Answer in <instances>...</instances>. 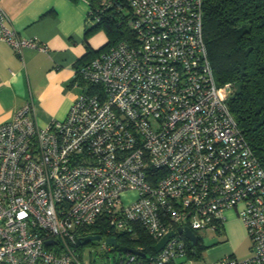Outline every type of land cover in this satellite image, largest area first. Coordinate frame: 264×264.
I'll return each mask as SVG.
<instances>
[{
  "label": "built area",
  "instance_id": "1",
  "mask_svg": "<svg viewBox=\"0 0 264 264\" xmlns=\"http://www.w3.org/2000/svg\"><path fill=\"white\" fill-rule=\"evenodd\" d=\"M84 1L85 24L115 9L131 35L75 69L82 90L63 118L41 124L26 101L0 123V264H96L82 255L94 241L119 252L116 264L200 257L199 237L192 243L178 227L221 232L233 208L249 255L203 264H264V166L221 93L230 84L215 81L203 0ZM0 41L17 53L46 49L21 36L1 6ZM138 227L154 243L173 235L153 253L106 240ZM89 234L101 237L82 243Z\"/></svg>",
  "mask_w": 264,
  "mask_h": 264
},
{
  "label": "crops",
  "instance_id": "2",
  "mask_svg": "<svg viewBox=\"0 0 264 264\" xmlns=\"http://www.w3.org/2000/svg\"><path fill=\"white\" fill-rule=\"evenodd\" d=\"M0 6L21 36L46 45L17 53L0 41V123L26 101L41 124L63 118L82 90L75 84L76 66L89 49L106 42L105 32L86 28L84 0H0Z\"/></svg>",
  "mask_w": 264,
  "mask_h": 264
},
{
  "label": "trees",
  "instance_id": "3",
  "mask_svg": "<svg viewBox=\"0 0 264 264\" xmlns=\"http://www.w3.org/2000/svg\"><path fill=\"white\" fill-rule=\"evenodd\" d=\"M119 15L109 10L96 23L86 24L91 31L102 29L107 40L89 49L83 61L131 35L129 22ZM203 35L215 81L218 86L230 84V110L264 166V0H203ZM91 230L105 232L106 227ZM115 238L153 253L154 240L141 227L133 237L117 233ZM202 248L203 244L197 245L198 252Z\"/></svg>",
  "mask_w": 264,
  "mask_h": 264
},
{
  "label": "rangeland",
  "instance_id": "4",
  "mask_svg": "<svg viewBox=\"0 0 264 264\" xmlns=\"http://www.w3.org/2000/svg\"><path fill=\"white\" fill-rule=\"evenodd\" d=\"M221 93L229 97L231 87L223 88ZM135 196L136 193L133 190L122 194L124 202H130ZM239 208H241V205ZM224 216V230L221 232L211 228H201L196 231V235L201 241L200 243L203 244L202 256H185L178 258L174 262H178L179 264H203L205 261H210L224 254H234L238 258L249 255L250 239L236 209L226 210ZM118 254V251H109L106 253L101 249L100 242L98 241L82 247L83 257L90 262L95 261L96 264H116L115 260Z\"/></svg>",
  "mask_w": 264,
  "mask_h": 264
},
{
  "label": "water",
  "instance_id": "5",
  "mask_svg": "<svg viewBox=\"0 0 264 264\" xmlns=\"http://www.w3.org/2000/svg\"><path fill=\"white\" fill-rule=\"evenodd\" d=\"M178 231L182 232L185 237H187L188 239L191 240L192 243L196 242V239H197L196 234L194 233V231H192L188 227H184V228L178 227ZM171 235H173V231H169L165 235H163L157 242L154 243L153 249L155 251H158L164 245V243L167 241L169 236H171ZM100 237H101V235H99V234H89V235L83 236L81 239V242L87 243V242H90L92 240L99 239ZM106 240L112 244H116V239L114 237H107ZM119 248H120V250H123V251H125V250L132 251V252L136 251L134 248L124 246V245L120 246Z\"/></svg>",
  "mask_w": 264,
  "mask_h": 264
}]
</instances>
